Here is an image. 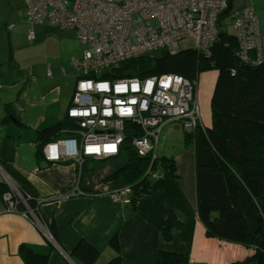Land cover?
I'll return each instance as SVG.
<instances>
[{"label": "crops", "instance_id": "1", "mask_svg": "<svg viewBox=\"0 0 264 264\" xmlns=\"http://www.w3.org/2000/svg\"><path fill=\"white\" fill-rule=\"evenodd\" d=\"M230 1L229 14L248 5L253 8L264 57V0ZM21 3L7 0L0 9V264H23L20 246L47 256L46 264H77L69 255L80 242L98 252L94 264H106L118 254L111 245L115 235L123 264H157L159 253L175 255L178 264H235L253 257L251 248L206 237L196 214L194 147L185 144L183 133L182 147L173 148L182 130L175 123L166 124L157 141L158 158L171 161L172 176L157 175L150 196L133 214L110 198L129 186L117 175L126 164L124 152L97 165L86 157L81 166L49 163L37 154L40 131L60 126L58 139L71 132L66 116L77 76L69 61L82 57L85 47L73 31L25 24ZM229 14L221 25L232 26ZM227 34L235 36L234 30ZM216 79L217 71L197 77L204 129L211 127ZM6 181L36 202L34 214L41 228L24 208L7 212ZM76 191L81 194L72 195ZM49 224L55 227L57 242L48 232ZM166 229L170 240L162 238Z\"/></svg>", "mask_w": 264, "mask_h": 264}, {"label": "built area", "instance_id": "2", "mask_svg": "<svg viewBox=\"0 0 264 264\" xmlns=\"http://www.w3.org/2000/svg\"><path fill=\"white\" fill-rule=\"evenodd\" d=\"M23 1L27 24L47 23L73 31L85 47L82 57L69 61L77 76L66 116L71 132L42 147L46 162H74L81 166L86 157L104 161L118 156L129 136V146L136 156L150 158V168L158 158L157 141L166 124L175 123L189 135L198 128L204 130L197 79L174 74L112 80L102 76L122 62L153 51L176 55L181 50L180 42L187 39L194 40L195 52L209 56L210 47L217 40L218 17L227 9L228 0ZM229 19L240 62L264 65L259 21L253 8L248 5L230 12ZM29 36H33L32 31ZM7 184L8 191L3 196L7 212H19L20 203L41 228L28 206L30 197ZM129 192L130 188L125 187L110 198L128 206Z\"/></svg>", "mask_w": 264, "mask_h": 264}, {"label": "trees", "instance_id": "3", "mask_svg": "<svg viewBox=\"0 0 264 264\" xmlns=\"http://www.w3.org/2000/svg\"><path fill=\"white\" fill-rule=\"evenodd\" d=\"M230 3L228 0L227 9L218 17L217 40L211 45L209 56L193 49L180 50L176 55L161 50L158 55L148 53L122 62L102 78L144 79L174 74L193 80L201 73L217 71L210 101L211 127L198 128L192 135L185 133V144H192L195 152L196 214L207 238L255 251L253 257L235 264H255L258 259L259 264H264V65L240 62L236 37L220 29ZM60 128L38 133V155L45 144L58 140ZM129 138L126 136L121 149L126 164L117 175L129 184L127 209L133 214L150 196L153 179L157 175L171 177L173 165L170 160L157 158L149 168L150 158L136 156ZM81 171L83 175L84 170ZM28 206L35 211L37 204L30 199ZM17 209L22 210V204ZM47 229L57 242L54 225H47ZM162 238L171 239L168 229L162 232ZM111 245L118 254L106 264H123L117 235ZM69 256L77 264H94L98 252L80 242ZM19 257L23 264L47 263V256L25 246H20ZM175 259V255L159 253L157 264H175Z\"/></svg>", "mask_w": 264, "mask_h": 264}, {"label": "rangeland", "instance_id": "4", "mask_svg": "<svg viewBox=\"0 0 264 264\" xmlns=\"http://www.w3.org/2000/svg\"><path fill=\"white\" fill-rule=\"evenodd\" d=\"M6 1L7 0H0V9L5 8V2ZM21 7H23V10H24V1H23V4L21 3ZM24 23L27 24L25 21H24ZM45 24H47V23H45ZM27 25H29V24H27ZM47 25H49V24H47ZM220 29L222 31H226L227 33H230V34L233 33L232 26L225 25L224 23L220 26ZM59 46H60V42H59ZM193 48H194V40L193 39H187V40H183L180 42V49L182 51L183 50H191ZM151 54L158 55V51H153ZM200 81H201V76H200ZM183 133H184V131H182V130L179 131V134L175 137V139L173 141L174 142L173 148L177 149V148L182 147L183 142H182L181 138L183 136Z\"/></svg>", "mask_w": 264, "mask_h": 264}, {"label": "water", "instance_id": "5", "mask_svg": "<svg viewBox=\"0 0 264 264\" xmlns=\"http://www.w3.org/2000/svg\"><path fill=\"white\" fill-rule=\"evenodd\" d=\"M12 121L15 122L13 119H12ZM19 127H20V126H19ZM178 261H179V259L176 258V259H175V263L178 264ZM259 262H260V260L258 259V260L255 262V264H259Z\"/></svg>", "mask_w": 264, "mask_h": 264}]
</instances>
